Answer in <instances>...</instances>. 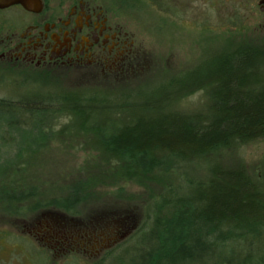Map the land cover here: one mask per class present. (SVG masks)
<instances>
[{
  "label": "trees",
  "instance_id": "16d2710c",
  "mask_svg": "<svg viewBox=\"0 0 264 264\" xmlns=\"http://www.w3.org/2000/svg\"><path fill=\"white\" fill-rule=\"evenodd\" d=\"M152 5L165 12L157 0ZM214 52L209 60L198 62L168 81L179 86L178 93L169 96V103L202 91L211 102L207 119L193 114L190 119L180 120L172 115L160 116L154 110L156 118L147 117L144 121L133 116V105L117 104V100H129L141 91L112 97L83 91L59 95L29 91L14 99L0 98L2 112H20L39 120L43 135L53 132L52 123L57 117L66 116L70 122L62 131L92 137L103 161L113 168L115 179L143 178L162 185L157 198L149 199L139 229L127 232L102 259L92 264H104L129 240L123 254L116 258L122 263L264 264V187L243 167H223L215 161L201 160L207 167V176L197 178L186 171L177 172L175 166H167L160 156L175 154L182 160L191 156L200 160L206 153L264 136V44L237 45ZM213 59L218 60L216 66ZM15 83L16 87H28L31 80ZM117 115L124 119L115 121ZM80 119L94 124L83 127L78 125ZM25 120L22 128L32 131L33 125L25 124ZM169 171L178 176L175 184L162 180ZM94 177L107 179L104 173ZM87 183L75 184L68 188L67 195L47 200H37L34 188L3 189L1 210L20 215L54 206L73 215ZM7 235L0 232V239L7 240ZM16 242L20 240L17 238ZM31 244L24 241V249L28 248L24 253L35 264H47L46 249Z\"/></svg>",
  "mask_w": 264,
  "mask_h": 264
},
{
  "label": "rangeland",
  "instance_id": "374dc122",
  "mask_svg": "<svg viewBox=\"0 0 264 264\" xmlns=\"http://www.w3.org/2000/svg\"><path fill=\"white\" fill-rule=\"evenodd\" d=\"M258 1L170 0V17L163 16L157 7L153 8L151 0H102L108 10L110 8L120 16L136 48V58L130 70L117 78L76 74L53 78L44 76L32 79L28 87H16L15 81L30 80L31 77L12 75L0 67V98L14 99L29 91L54 95L83 91L88 94L105 93L110 97L141 91L140 95L129 100H117V104L133 105V116L142 117L144 121L147 117L156 118L154 110H158L160 116L172 115L180 120L193 114L207 119L211 102L202 91H194L169 103V96H175L179 86L168 84V81L198 62L209 60L219 49L264 44V11L259 8ZM157 2L161 4V0ZM19 14L17 8H11L0 12V18H13ZM217 59L212 60L214 66L218 64ZM2 110L0 108V190L27 191L34 188L37 200H47L67 195L68 188L75 184L88 183L82 188L73 215L54 206L11 215L1 210L0 204V232L8 233L7 240L0 239V264H35L25 254L28 252V248L23 246L25 240L35 248L46 249L47 264H92L89 259L92 251L62 255L55 252L54 243L42 241L37 231L46 224L51 226L44 222L47 219L52 222L64 220L66 227L76 222L91 225L97 220L102 225L109 221L122 222V232L128 226L129 233L139 229L149 199L151 196L157 198L162 185L143 178L115 179L113 168L103 161L93 146L92 137L62 131L61 128L70 122L66 116L57 117L52 123L53 132L43 135L39 130V120L20 112L5 114ZM114 119L120 122L124 117L117 115ZM23 120L25 124L33 125L32 131L22 128ZM80 124L86 127L94 123L80 119ZM160 156L167 166H175L177 172L186 171L197 178L207 176V167L200 163L201 160L215 161L223 167H243L254 181L264 187V136L237 147L206 153L200 160L195 156L188 160H182L175 154L161 153ZM99 173H104L107 179H94ZM162 180L166 184H175L178 176L169 171ZM37 222H40V227ZM17 238L20 242H16ZM129 241L118 247L104 264H127L116 258L123 254L122 249L128 247Z\"/></svg>",
  "mask_w": 264,
  "mask_h": 264
},
{
  "label": "flooded vegetation",
  "instance_id": "af4514ba",
  "mask_svg": "<svg viewBox=\"0 0 264 264\" xmlns=\"http://www.w3.org/2000/svg\"><path fill=\"white\" fill-rule=\"evenodd\" d=\"M40 1L38 12L20 5L0 10L17 8L21 13L0 18V67L6 72L30 80L63 74L117 78L132 68L136 58L133 41L120 16L102 0ZM169 1L161 0L163 16H170ZM259 8L264 11V6ZM44 222L51 226L37 231L42 241L54 243L55 252L62 255L92 251L91 262L102 259L130 230L128 226L122 232V222L102 225L96 220L91 225L76 222L67 227L64 220ZM36 225L40 227V222Z\"/></svg>",
  "mask_w": 264,
  "mask_h": 264
},
{
  "label": "water",
  "instance_id": "95a60500",
  "mask_svg": "<svg viewBox=\"0 0 264 264\" xmlns=\"http://www.w3.org/2000/svg\"><path fill=\"white\" fill-rule=\"evenodd\" d=\"M14 5H20L27 11L38 12L41 9L40 0H0V10L9 8ZM259 6H264V0L258 1Z\"/></svg>",
  "mask_w": 264,
  "mask_h": 264
}]
</instances>
